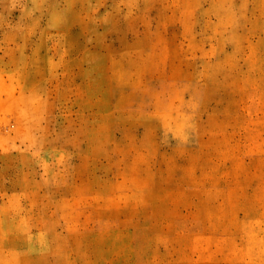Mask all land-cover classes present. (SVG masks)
Masks as SVG:
<instances>
[{"label": "rangeland", "instance_id": "1", "mask_svg": "<svg viewBox=\"0 0 264 264\" xmlns=\"http://www.w3.org/2000/svg\"><path fill=\"white\" fill-rule=\"evenodd\" d=\"M0 264H264V0H0Z\"/></svg>", "mask_w": 264, "mask_h": 264}]
</instances>
